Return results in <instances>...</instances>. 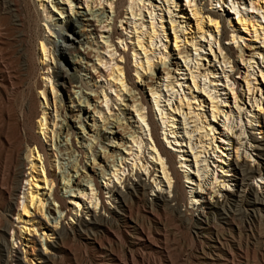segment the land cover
<instances>
[{
	"label": "bare ground",
	"instance_id": "bare-ground-1",
	"mask_svg": "<svg viewBox=\"0 0 264 264\" xmlns=\"http://www.w3.org/2000/svg\"><path fill=\"white\" fill-rule=\"evenodd\" d=\"M126 1L127 0H106V3L110 7L112 13H109L106 10V7L108 8V6L97 10L96 8L93 9L92 6L86 3L87 8L82 9L84 10V12H82L79 11L81 8H78L77 6L74 7L72 5V0H56V3L52 1V7H50V9H52V13H56V15L60 16V22H55V24H52V20L50 21V25L54 28L56 35L54 36L52 34L50 25L47 24L44 27L47 30H50L49 37L53 38L54 41L46 39L43 35L41 38L38 37L43 56V58L41 56L42 67L45 66L43 69L48 71L46 73L47 75H41V80H36L28 87V100L21 107L18 115L15 114V112H13L10 107L3 106V101L5 100V95L7 96V93L6 90L3 93L0 92V254L6 264H10V258L15 260L14 262L17 264H23L19 258V253H15L12 248H9L6 245L5 241L9 230L15 231L13 233V239H15L16 243L18 241H23V253L26 256V261L29 254L27 249H33L32 246H34L35 243L34 239H38L40 243H42L41 238H43L47 243V247L43 246L44 252L42 253L43 258L39 259L40 264H57L60 260V255L65 252L66 246L75 242L78 238H88L90 241H94L96 243V241L90 237L91 235H89L91 231H105L107 234L106 236L109 238L111 237L110 231L112 230L110 229L112 227V221L106 219V217L101 214L102 211L109 214L113 220L121 218L125 222L126 232H120L119 235L117 234L118 236H115L117 238L119 237L118 241L124 245L126 250L122 252V257L113 256V254L108 253H103L104 255L102 254L101 256H103V258H110L109 260L112 261V264H137V255L130 246L144 245L147 237L142 225L137 223L131 224L127 220V218H130L132 213L131 208L127 205L128 196L132 199H136L138 202H141V204L144 203L146 209H150L156 214L177 215L178 218L188 224L189 227L195 223L194 215L199 214L201 219L195 223L196 230L198 231V235L202 236L204 239L202 243L207 244L211 250V253L208 255L209 259L212 262L218 264H225V259L229 261L232 254L228 253L225 255V252H223L225 249L224 243L219 238L215 240L216 242H213V238L211 236L207 237L209 234L208 232H211V230L215 228L214 225H216V218L223 216L233 218L237 215H241L246 216V218H249L252 220V222H254L253 220L259 218L256 214L257 212H260L261 208L264 206V196L259 195L257 190H253V186L249 183V180L252 177L255 178L256 176L264 178V140L258 141L251 131H255V127H257L258 133L264 135V114L263 117L261 116V111L264 110V107H262L261 102L251 94V92L253 93V83L249 78H251L250 76L254 75V73L249 74L246 72L244 74L245 76L243 77V82L247 86V96H249L247 100L249 102V106L252 108L251 111L248 112L247 109L244 111V106H248L247 104H243V100L245 101V95L241 93L239 96V93L235 92V89L233 88L234 85L239 86L236 78H233L229 75L227 76L225 70L222 68V73L226 76L222 77L223 79H226V85L223 86L219 81H211V79L215 80V78H217V71H219V69L216 67V65L209 66L210 69L213 70L209 71L211 73L207 71L208 74L204 72V75L203 73L196 75V72H193L195 69L192 71V68H189V63H187L194 62L191 60V50H194L196 53H198L202 49V46L200 47L197 39H200V42L203 41V39H207V37L213 39L215 33L219 35L220 27H222V38H227V28L225 26H220L221 23L224 22L223 17L214 10H209L207 7H199V5L197 7L196 5V9L192 10V15L195 17L197 34H194L195 37L193 34L191 37H189L187 35H190L188 31H191L190 19L184 17L185 14L180 13L178 16H180L181 19H185L187 21L185 23H178L177 20H174L176 16H173V12H171L172 7H174L177 3L175 0H163L164 6L167 5L165 7L166 9L164 11L161 8V10L158 11L164 13L167 12L170 16L169 24L173 30L174 52H178V56L174 58V60L178 61V63L173 61L171 52H167L168 47L166 45L162 47L164 48V52L160 50V55L158 56L160 58H157L158 60L156 61L155 57H153L156 51L154 50V47L156 48L158 43L157 41L161 39L159 25L161 26L160 30L162 31V34L165 35L166 33L164 25L165 15H161L160 23L156 24L159 19L152 17L155 10L150 12L151 9H148L151 18V23L149 24L150 26L146 27L144 24H141L138 28L137 22L141 20H135L134 23H131L133 24V28L130 27V30L133 32L128 33L130 35L132 34V38H129L131 41L130 43H127L125 35L119 33L116 26V21L123 18V12L121 10L122 7L126 5ZM129 1L132 2L130 7L132 17L136 19L137 16H143L142 11L144 10L145 5L137 11V7L140 6V3H143V0H128V2ZM187 1L193 4L197 3V0ZM221 1L223 4H226L224 0ZM44 2L47 3L46 0H34L32 2L30 0H23V2L21 0H0V4H2L5 10L9 12L18 11L20 5H25L29 12L33 11L36 13V17L38 18L37 20L34 17L36 23L40 21L39 19H42L40 11L46 13V17L48 18L49 14H51V12H47L48 7H45ZM60 2H67L69 4L68 6L70 7V15H68L66 18H63V15H65L64 11L58 8ZM201 2L202 0H200V3ZM258 2L259 1H257L256 4H258ZM262 2V4H264V1ZM147 3H150V1L148 0ZM93 4H95V2H93ZM229 4L231 5L230 10H234L236 15L240 16V5L245 6V4L235 2L234 0H229ZM250 4L251 10H256L257 12L264 10L263 7L257 8V6H255V2L253 1H251ZM100 5L102 6L103 4L100 3ZM177 7L178 5L176 8ZM137 12L141 14L137 15ZM110 14L114 16V18L111 19L113 22H111L108 26L105 25L102 27L103 23H108L110 21ZM60 23H63V25H60ZM125 24H127V22ZM185 24L187 26H185ZM238 24L246 31H249L248 28L251 27L250 30H253L256 38L254 43H258L257 40L264 41V29L255 21H251V18L246 19L242 15V17L238 19ZM208 25L209 28L205 32V27ZM98 27L102 29H109L108 32H105L108 34V37H103V34L98 31ZM144 28L147 30H142ZM213 29L214 32H212ZM259 30H261L263 34H260ZM39 33L40 32H38V34ZM179 33H181L180 36ZM245 33L246 32L244 31V34ZM97 34H99L100 39H102V42L100 43L106 45V52L110 55L109 61H107L105 55L102 56L103 54L94 52L92 49V46H96L94 42H97ZM68 35H72L74 39H71ZM56 37L62 39L63 44L70 42L67 55H69L72 61H74L73 63L75 65L79 66L76 67L74 75H71L68 69H66V67L59 61L56 60L57 63L55 65V59L52 56L53 51L49 47L51 46L54 47L55 50L57 49L58 43L56 42ZM114 39L118 40V43L116 44H122L123 47L120 49L117 48ZM243 39V37L238 38L236 35H234V33L230 37V40L232 41L231 43H238L240 45L236 51L238 53L241 51L240 55L242 62L246 66L249 64V69L250 67L252 68V63H255L251 60L254 58V55L251 56L253 58H251L249 61L245 60L244 53H242L243 46L241 44ZM166 40L168 43L169 39L167 38ZM162 42L164 41L161 40L160 44ZM154 43H156L155 46ZM216 43L218 44V40H215V44ZM73 44H78L81 46V48L77 49L76 47L72 46ZM128 44L132 45V47H129ZM186 46L190 47V51H184V49L180 50L182 47L185 48ZM112 47L114 48V51L108 52V49ZM223 47L224 48L222 49L219 48L220 53L223 54L222 51L225 50L229 56L232 57L233 48H226L225 45H223ZM213 49L214 48L211 45L210 52L214 53V58L218 61L216 63L221 64L222 62L224 66L225 64L230 63V57L225 55V57H222L221 59V57H219L220 54L217 55ZM253 49L254 51H257L255 54H257L259 57H262L264 47H255ZM130 51L133 53L132 57L129 56ZM161 51L163 52L162 54ZM92 52L98 54L97 60L94 59V65L89 64L90 60L92 61L93 59L90 55ZM116 54H119L117 59L114 58ZM198 57H202V61L204 62H209L208 59H205L202 56L201 52L199 53ZM131 59H134V63L136 64L135 66H131ZM180 59L185 60V64L187 65L186 71L188 72V75L186 74L183 76H189L190 79L187 77L188 79L186 80L193 84L192 86L188 85L187 87L191 97L188 99V97L184 95V97L178 98L175 104L172 103V106L167 105L170 107V109L167 110L166 108L165 110L166 106H162L164 109L159 106L161 104L160 102L162 97L161 81H164L163 76L168 81L171 79L173 81L171 73L181 75L178 72L180 69H177L175 72H173L171 68L172 65L176 66V68H179ZM262 60L264 61V58ZM48 61H50V64L45 63ZM96 61L99 64H96ZM114 62L115 64L111 66V63ZM196 62H198L195 64L196 67L198 66V70H201L203 65L199 64L197 57ZM30 65L33 72L39 69V64H37L35 61H32ZM51 65L54 66V75L60 81L65 92L69 93L73 88L78 90L77 92H71L73 96L69 97V102L71 105L68 108L64 104V97L60 95L59 92L54 88L55 84L52 82V76L50 75ZM100 65H103L106 69L107 66H110V69L108 67L110 74L105 75V72H101ZM209 65H211L210 62ZM90 67H94L93 70H91ZM160 67L163 69L162 78L155 74V72ZM231 68L233 69L234 67ZM132 72H135L136 74L134 76V79L136 78L138 80L136 83L134 82ZM259 72L261 74L260 78H264V73L262 71ZM200 77L210 80V88L217 90L218 86H222L224 87V92H229L226 95L233 96L235 106L237 107L236 110H238V120L235 116H233L232 111L226 112L223 109L228 107L227 101L223 102L220 100V96L214 97L211 95V90L205 89V85H207V83L204 85V88L201 89L199 82ZM148 78L158 81L154 82V85L152 84V86H148L146 81H144ZM102 79L105 80L104 82L108 83L107 85L110 90L113 91L114 89V103L113 100L109 98L106 88L103 86L104 82ZM228 79L232 80L234 84L229 85ZM172 81L168 82L165 88H171V90L169 89L170 91H175L174 89L176 86L173 87L175 84L172 83ZM42 82L45 83L46 86L49 84L50 88L52 89V93L54 94L53 106L55 115L54 121H52V127H54V129H58L59 131H53V129L51 130L48 127L49 112L47 110L49 108V103L46 98V88H42ZM90 82H92L93 85H91ZM176 82L178 84L180 83L179 80ZM138 85H141L142 87H149L146 89H148L152 97H154V101L162 117L161 120L164 121L166 128L169 129L168 135H165L164 137L165 141L170 145V147L177 145L176 147L180 148L178 153L184 154L181 155V168L188 169L186 167L187 162L192 163L191 160L187 159L186 155H188V157L191 155L195 158V167H197L196 173L199 177L198 183L196 180L195 184V176L194 179L191 178V171L187 170L185 172L187 184L195 186L194 189L196 191L194 194L197 195L196 197H193L194 199L192 201V208H187V206H185L186 191L184 182L182 181L184 177L181 176V173L175 167L176 156H174L173 152H171H175V150L169 151V149H167L163 142L159 139L158 125L155 122L153 115L154 111L151 109L149 100H147L143 89H140ZM180 87H183L182 84H180ZM239 87H242V85ZM91 88H94V90L101 89V92L96 94V92ZM84 89L90 90L91 93H86ZM36 91L40 94L42 100H44V104L41 102L39 94L37 96ZM199 92L200 99L198 97L194 98L195 93ZM251 95L253 97H251ZM100 96H103L105 102H102L106 104L108 111H112V109L117 111V114L113 116V119L111 117L103 118L104 128L97 126L95 124V120H92L94 125H90L87 122V119L90 120L91 118H85V112H88V114L90 112L94 113V117L97 116L96 114L101 115L103 112V107L100 109V111H96L95 109L96 107L101 106L100 104L102 102L99 101ZM138 96H140V98ZM90 97H98V100H96V104H98V106L93 108L91 107V104L88 101V98ZM74 100L77 102L76 105ZM120 100L122 102L129 101L131 104L126 105L121 103L120 107L124 108V110L121 108L115 109L116 106L114 107V105H116V102H119ZM205 100L210 102L212 105V109L210 111L212 120L209 121L210 124L209 122L207 124L209 116L207 117V114L203 115L201 113L204 112L203 107ZM220 103H224V106H222ZM192 105H196L198 110L194 109ZM41 108L42 112L40 111ZM254 108L259 110L255 111ZM67 110L73 115L69 116ZM185 110H188V112ZM165 111H167V113H165ZM124 112L125 115L131 116L133 113L137 114L139 121H142L143 124L145 123L150 130L148 142H150L151 147V152L149 155V157H151V163L148 160L149 157L147 158L145 155L143 157L146 148L144 149L142 138L134 135L136 132L130 131V133H127L124 136L120 133L123 124H126L127 126L133 125L130 121L131 119H126L125 116H123ZM75 113L77 114L75 115ZM243 114L248 118V125L244 124V127L242 124V122H244L242 117ZM180 116L183 120L182 123L179 121ZM232 117L233 119L237 120L236 123L235 120L232 121ZM35 118L38 119V122L36 121L37 124H35ZM249 118H252L253 120H249ZM203 119H205V122H203ZM69 121H72L76 124V129L80 131L82 140L87 144H83L82 142L75 144L72 142V138L78 134L75 133V126L69 125ZM139 121H136V123L139 124ZM221 121L225 136L217 132V126L219 127L218 123H221ZM203 123L206 125H203ZM191 124H194L192 128L190 127ZM239 125L241 128L236 132L235 129L239 127ZM86 126L90 128L92 127L94 129V131L92 130L94 135H90L86 131ZM35 127H37V130H39L38 134H36L37 132H34ZM114 128H117L118 131H113ZM139 130L144 131L143 125H141ZM182 131L184 132V135L181 133ZM49 134H52L51 138L49 137ZM216 134L222 135L221 138H227L223 139L226 141L220 142L222 145L227 146L225 149L224 147L217 145L218 142L216 141ZM40 137L44 138V140L47 142L52 140L55 141L56 143H53V145L58 149L60 148V150L61 147L69 150V153L74 159V162H72L73 164L71 166L68 164L67 167L60 166L59 168V174L62 176V180L64 181L62 188L55 171L53 173V166L48 164V153L45 145L41 142ZM195 137H199V139L194 140ZM210 137L211 139L208 140ZM115 138H119L121 141H123L122 144L116 143L113 140ZM171 139L174 140L175 144L171 142ZM244 140L255 144L254 151L258 152L257 157L260 164L256 168H252L247 163V160L245 161V158L243 159L240 154L241 148H244L242 152L247 150L244 147ZM22 141L23 144H21ZM208 141H210V143ZM127 143L134 144L135 146H129ZM147 146L149 147V145H146L145 147ZM231 146H233L232 151L235 150L237 157L236 161H234L235 163L232 162L228 164L226 163V159L230 158V154H226V151H231ZM133 147L137 148L136 151L133 150ZM228 147L229 149L227 150ZM84 149L88 151V154L85 153ZM187 149L189 151H187ZM55 150L56 149L53 151ZM210 152L212 154H220L219 160L216 161V164H220L217 168L221 169L222 177L219 176L218 178H213L215 177V171L213 170V167L215 168V166H211V163L209 160H207L208 156L209 159L212 158ZM100 154L104 156V158L111 159V162L120 163L119 165L124 168L121 167V169L114 171L112 170V174L108 175L106 171L99 169L100 165L97 163L96 159L100 156ZM203 155L205 157H203ZM23 156L26 158V163L25 160H23ZM129 156L134 158L131 165L132 169L131 173L126 176V178H124L125 167L128 168V165H130L128 163ZM241 157L242 162L239 163V159ZM85 160L88 161L86 162ZM88 162L92 163L91 166L94 167L92 175L87 173L88 167H90ZM201 163L205 165H201ZM149 164L152 167L149 168ZM26 165H31V173L25 179L24 167ZM224 166H226L227 169H224ZM158 167L161 168L162 178L157 177V174H160V172L157 171ZM203 167H206V171L204 175H201L200 171ZM94 169L101 170L102 173H104L102 177L103 180L106 181V184H104V186L106 185V194L110 196V198L114 199V201H119L118 209L120 211V215L111 211V206L113 203L104 202V189L103 186L99 184L97 179L98 175ZM217 172L219 173V171ZM144 175L153 180L152 185L155 184L156 188H160V190H158V195H156L154 202L151 204L149 203V200H147V190L149 189V185L147 184L146 180L142 179V176ZM106 176H110V179H107ZM154 176L156 177L154 178ZM203 177L204 179L201 180ZM133 178H135V180L134 183L131 184ZM225 178H231V180L226 181ZM113 179H115L116 182H114ZM22 180H25L26 184H28V186L24 187H29V189H27V192L22 193L23 199L20 200L19 194L20 191L23 190ZM230 182L236 183V192L229 189L228 186ZM110 183H112L114 186L112 187ZM163 184L164 188L168 186L170 194L172 195V202L176 203L177 208H172L169 197H167V195L164 196L162 193ZM120 185L125 186L128 195L123 194V192L119 189ZM130 185H132V187ZM87 189L90 190V195L86 191ZM62 190L64 191V195L60 194V191ZM204 194L210 196L217 195L216 197H218V195H222L224 200L222 202L217 200L215 203L211 202V200L205 201L202 196ZM97 197H99V199H97ZM84 198L88 201L90 200V203H87ZM110 198L108 199L109 202H113ZM18 201H21V203L18 204ZM94 201L95 203H93ZM54 203L58 204L57 209L53 208L55 206ZM20 207L21 209L18 211L17 219L20 221L19 224L23 225L17 231L14 229L15 227L13 226V223L9 221V219L10 216H13L17 211V208ZM183 207L187 208V212L191 213L190 215L192 217H189L188 214L185 215L181 212V208ZM97 209L100 210L99 215L96 211ZM82 214L90 216L91 221L89 223L81 221L79 218L82 216ZM39 219L43 220L44 224L41 221H38ZM66 219H69L70 223H72L70 229L72 230L71 234L69 233L65 224ZM74 226H78L80 229H75ZM47 232H49V234H47ZM128 237H131L134 240L129 241ZM52 239L56 240V242L54 241V244L51 241ZM28 262L29 264H35L34 258L29 259Z\"/></svg>",
	"mask_w": 264,
	"mask_h": 264
},
{
	"label": "rangeland",
	"instance_id": "rangeland-1",
	"mask_svg": "<svg viewBox=\"0 0 264 264\" xmlns=\"http://www.w3.org/2000/svg\"><path fill=\"white\" fill-rule=\"evenodd\" d=\"M23 2V0H21ZM31 2L34 0H30ZM36 1V0H35ZM55 2L56 0H46L47 3L44 2L45 7H48L47 12H51V14H49V18L46 17V13H44L43 11H40L41 15H42V19H39L40 21H38L36 23L35 18L38 20V18L36 17V13H34L33 11H30L25 7V5H20L18 11H14V12H9L6 11L5 8L3 7L2 4H0V92L3 93L6 90L7 96L5 95V100L3 101V106L6 107H10V109H12L13 112H15V114H19V111L21 109V107L27 102L28 100V87L35 82L36 80H41L43 75H47L46 73L48 72L45 68L42 67V52H41V48H40V44H39V38H41V36L43 35L46 39H49L51 41H54L53 38H50V30H47L44 26L45 25H50V21L52 20V24H55V22H60V16L56 15V13H52V9H50V7H52V3L51 2ZM148 0H143V3H140V6L137 7V11L142 8L145 5L144 10L142 11L143 16L139 17L137 16L136 19H134V17H132L131 14V1L128 2V0L125 2V6L122 7V12H123V18L121 20H117L116 21V26L118 29V32L121 34L125 35V39L127 41V43H130L131 40H129V38H132V34H128V33H132L133 31L130 30V27L133 28V24L135 20L140 19L141 21L137 22V27L139 28V26L141 24H144L146 27L150 26L149 24L151 23V18L149 15V11L148 9H151V11L155 10V12L153 13V18H157L159 19L156 24L160 23V16L161 15H165L164 17V25H165V35L162 34V31L160 30L161 26L159 25V33L161 36V39H159L156 43H154V46L156 45V48L154 47L155 51V55H153V57H155V60L157 61V58L160 54V50H164V48H162L164 45H166L168 47L167 52L170 53L171 52V56L173 58V61H175V63L178 61L174 60V58H176L178 56V52H174V43H173V30L169 24L170 19H169V14L167 12H160L158 10H161V8L165 11V7L167 5L164 6L163 4V0H149L150 3H147ZM220 1V2H219ZM226 2V4H223L221 0H202V2L200 3V0H197L196 4L193 3H189L187 0H175V2L177 3L174 7H172L171 12H173V16H176L174 20H177L178 23H185L187 20L185 19H181L180 16H178V14L183 13L185 14L184 17H187L190 19L191 22V31H188V33L190 35H187L189 37H191V35L193 34H197V26H196V22H195V17L192 15V10L196 9V5L198 7H207V9L209 10H214L215 12L219 13V15H221L223 17V23H221L220 26H225L227 28V38H222V27H220V33L218 34H214V38H210L207 37V39H203V41L200 42V39H197V42H199L200 47L202 46L201 49V53L202 56L205 59H208V61L211 63V65H209V62H204L202 61V57H198L199 53H196L194 50L190 51V47H182L180 50L184 49V51H190V54L192 55L191 60H193L194 62H187L189 63V68H192L193 72H196V75L202 74L204 75V72L207 73V71L209 72L210 70L213 71L212 69H210L209 66H214L216 65V67L219 69V71H217V78L211 79V81H219L221 83V85H226V79H223L222 77H226L225 74L222 73V70L224 69L226 72V75L228 76H232L233 78L237 79V82L239 83V86L242 85V87L239 86H235L234 85V89L235 92L239 93V96L241 93H243L245 95V101L243 100V104H247L248 106H244L245 110L247 109V111H251V107L249 106V102H248V97L247 96V86L244 84V80L243 77L245 76L244 74L247 72L249 74L254 73V75H251L249 78L251 80L252 84V90L253 93L251 92L252 95H254V97H256L262 104V107H264V78H260L261 74L259 71H262L264 73V61L262 60L264 58V52L262 53V57H259L257 54V51L253 48L255 47H264V41L263 40H257L258 43H254L255 35L253 33V30H250L251 27L248 28L249 31H246L242 26H240L238 24V19L242 17H245L246 19H250L251 21H255L256 23H258L259 25H261V27L264 29V10L262 11H256V10H251V4L250 2L253 1L255 2V4L258 2V4H256L255 6H257V8L259 7H263L264 8V4H262L264 0H234L235 2L241 3V4H245V6L240 5L241 8V14L236 15L234 10H230V4H229V0H224ZM93 2H95V4H93ZM64 3V4H63ZM89 4L90 6L93 7V9H100V8H105L107 5L106 0H72V5L74 7H78L81 8V10L84 12V10L82 9H86L87 8V4ZM97 3V4H96ZM103 4L102 6L100 5ZM142 4V5H141ZM38 5V4H37ZM69 4L67 2H60V5L58 6L59 9H62L64 11L63 18H66L68 15H70V7L68 6ZM178 5V7L176 8V6ZM155 6V7H154ZM161 6V7H160ZM238 8V7H237ZM106 10L109 13H112V11L110 10V7L108 6V8L106 7ZM176 11V12H175ZM33 14H32V13ZM136 12V9H135ZM141 13L137 12V15H140ZM155 14V15H154ZM35 17V18H34ZM110 21L107 23H103L101 26L104 27L105 25H109L111 22V19L114 18V16H112V14H110ZM255 17V18H254ZM180 18V19H179ZM143 19V20H142ZM64 21V20H63ZM36 24H35V23ZM47 22V23H46ZM123 22V23H121ZM127 22V24H125ZM40 24V25H39ZM38 27H37V26ZM60 25H63V23H60ZM210 25V24H209ZM209 25L207 27H205V32L208 30ZM41 26V27H40ZM51 26V25H50ZM185 26H187L185 24ZM38 28V29H37ZM52 30V34L55 36L56 32L54 30V28L51 26L50 27ZM212 28V27H211ZM98 31H100L103 35V37H108V34H106L105 32H108L109 29H102L100 27L97 28ZM127 29V30H126ZM42 30V32H41ZM127 32H126V31ZM144 31H146L147 29L144 28L142 29ZM161 31V32H160ZM244 31L247 33L244 34ZM260 31V34H263ZM38 32H40L38 34ZM214 32V29L213 31ZM251 32V33H250ZM264 32V31H263ZM99 33V32H98ZM234 33V35H236L238 38L239 37H243L244 39L242 40V53H244V58L245 60H250L251 59L253 62L252 63V68L249 67V64L246 66L241 59V51H239V53L236 51L238 49V47L240 46L238 43H231L232 41L230 40L231 35ZM38 34V35H36ZM100 34V33H99ZM97 34L98 38H97V42H94L96 46H92V49L94 50V52H98L103 54L102 56H106L107 61H109L110 55L106 52V45L101 44L100 42H102V39H100V35ZM181 33H179L180 36ZM127 35V36H126ZM71 39H74L72 35H68ZM165 36V37H164ZM37 37V38H36ZM39 37V38H38ZM96 37V36H95ZM169 39L168 43L166 42L167 38ZM195 37V35H194ZM198 37V36H197ZM229 37V38H228ZM57 40L56 42L58 43L57 45V49L55 50L54 47H49L51 48V50L53 51V58L55 59V65H56V60L59 61L60 63H62L66 69H68L69 73L71 75L75 74V69L76 67H79L78 65H75L72 61V59L69 57L68 54V49L70 47V42H66V43H62V39L56 37ZM38 39V40H37ZM228 39V40H227ZM163 40L164 42H162L160 44V41ZM215 40H218V44H215ZM104 41V40H103ZM115 44L118 43L117 39H114ZM126 44V43H125ZM129 47H132V45L128 44ZM212 45V47L214 48L213 51L215 53L220 54L219 57H225V55H227L228 57L229 54L227 53V51H222L223 54L220 53L219 48H224L223 45H225L226 48L232 49L233 55L232 57H230V63L229 64H225V66L223 65V63L221 62V64H218L216 62H218L217 60H215L214 58V53L210 52V46ZM72 46L78 48H81L80 45L78 44H73ZM117 48H122L123 45L122 44H116ZM116 49V48H115ZM51 51V52H52ZM113 52L114 48H109L108 52ZM161 51V54L164 52ZM90 53L91 57L93 58L92 61L90 60L89 64L90 65H94V59L97 60V53ZM132 51L129 52V56L132 57ZM142 54V53H141ZM211 55V56H210ZM252 55H254L253 57H251ZM42 56V58H41ZM119 54L115 55L114 58H118ZM144 57V55H143ZM196 57L199 60V64L203 65L201 70H198V66L196 67L195 64H197L198 62H196ZM41 58V59H40ZM141 58V57H139ZM35 61L37 64H39V69L37 71L31 70V62ZM119 61V60H118ZM131 66H135L136 64L134 63V59H131ZM172 61V59H171ZM221 61V60H220ZM116 62V61H115ZM114 63H111V66H113ZM145 62V60H144ZM180 65L179 68H176V66L172 65V70L173 72H175L177 69H180V71H178L181 75H176L174 73H171V76L173 78L171 80H167L164 76H163V82L161 81V104L159 106H166L165 110L167 108L170 109V107H168L167 105H171L172 103L175 104V102L178 100V98L180 97H184L187 96L188 99H190L191 95L189 93V91L187 90L188 85H193L190 81H187L186 79H188L187 77L189 76H183V75H188V72L186 71L187 69V65L185 64V60L180 59L179 60ZM30 63V64H29ZM41 63V66H40ZM46 64H50V61L45 62ZM96 64H99L96 61ZM205 66V67H204ZM98 67V66H97ZM101 67V72L103 71V73L105 72V75L110 74L109 69L111 68L110 66H107V69L103 66L100 65ZM100 67H99V71H100ZM231 67H234L233 69ZM91 70H93L94 67H90ZM223 68V69H222ZM232 69V70H231ZM206 70V71H205ZM54 71L55 68L54 66L51 65L50 68V75L52 76V82L55 84L54 88L56 89V91L59 92L60 95H62L64 97V104L67 106V108L71 105V103L69 102L70 100V96H73V94L71 92H77L78 90L75 88L71 89L69 93L65 92L64 89L61 86L60 81L58 80V78H56V76L54 75ZM239 71V72H238ZM109 72V73H108ZM162 73H163V69L160 67L155 74L159 77L162 78ZM211 73V72H209ZM216 73V72H215ZM228 73V74H227ZM208 74V73H207ZM42 75V76H41ZM133 75V79L134 76L136 75L135 72H132ZM222 78V79H220ZM9 79V80H8ZM11 79V80H10ZM181 79V80H180ZM190 79V77H189ZM103 80V79H102ZM179 80V84L176 82ZM221 80V81H220ZM59 81V82H58ZM99 81V80H98ZM105 80H103L104 82ZM146 81L148 86H152V84L154 85V82L158 81L155 79H147L144 80ZM174 83L176 86V88L174 89L175 91H170L171 88L166 89L165 86L168 84V82ZM89 82V81H88ZM134 82H138V80L135 78ZM160 82V81H159ZM189 82V83H188ZM200 82V86L201 89L204 88V85L207 83V85H205V89L206 90H211L212 94L214 97L215 96H220V100L227 101V105L228 107L223 108L226 112H233V116H235L238 120V110L237 107L235 106V101L232 95H226L229 92L225 91L224 92V87L222 86H218L217 90H214V88H210L209 82L210 80L205 79L204 77H200L199 79ZM91 85H93L92 82H90ZM228 83L229 85H233L234 82H232V80L228 79ZM107 82H104L103 86L106 88V92L109 95V98H111L113 100V103L115 101V93H114V89L113 91L109 89ZM180 84H182L183 87H180ZM13 85V86H12ZM45 85V86H44ZM100 86V85H99ZM91 87V86H90ZM138 87L140 89H143V92L145 94V96L147 97V100H149L150 103V107L151 109H153L154 113V120L158 125V136L159 139L163 142V144L165 145V147L167 149L170 150H175L171 151L173 152L175 157V167L177 168V170H179V172L181 173V176H183L184 178L182 179V181L184 182V187H185V191H186V198H185V206H187V208H192V201H193V197H196L197 195L194 194V192L196 191L194 188L195 186L189 185L187 184L186 181V171L189 170L191 171V178L194 179L195 176V184H196V180L197 183L199 181V177L197 176V167L195 164V158L193 156H187V159L191 160L192 163L187 162L186 167L188 169H182L181 168V164H180V160H181V155L179 154V150L180 148H177V145H173V147H170V145L165 141V135H168V130L166 128V125L164 124V121L161 120V115L160 112L158 111V107L154 101V97H152L151 93L148 91L149 87H142L141 85H138ZM209 87V88H208ZM42 88H46V98L48 100L49 103V108H48V127L49 129H53V131H59L58 129H54V127H52L53 122L54 121V106H53V102H54V94L52 93V89L50 88V85L43 83L42 82ZM93 91L96 92V94H98V92H101V89L98 90H94V88H91ZM170 89V90H169ZM84 91L86 93H91L90 90L88 89H84ZM170 91V92H168ZM245 91V92H244ZM175 93V94H174ZM36 94L38 96V92L36 91ZM111 94V96H110ZM223 94V95H221ZM113 95V96H112ZM251 95V97H253ZM140 98V96H138ZM198 97L200 99V92L199 93H195L194 98ZM39 98H41V102L44 104V100H42V97L39 94ZM205 98V97H204ZM203 98V101H204ZM128 99V98H127ZM206 99V98H205ZM96 100H98V97H94V98H88L89 103L91 104V107H95L98 106V104H96ZM202 100V97H201ZM200 100V101H201ZM99 101H104L103 96H100V100ZM169 101V102H168ZM164 102V103H163ZM199 102V101H198ZM75 105L77 104V102L74 100ZM124 103V104H128L130 105L131 103L129 101L126 102H122L121 100L119 102H116V105H114L115 109H123L122 107H120V104ZM112 104V103H109ZM200 104V102H199ZM222 106H224V103H220ZM101 106L96 107V111H100V109L103 107V112L101 113V115L96 114L97 116L94 117V113H89L85 112V118L86 117H90L91 119H87V122L90 125H94L92 120H95V124L97 126H99L100 128H104L103 126V122H104V117H111L113 119V116L115 114H117V111L112 109V111H108V108H106V104L105 103H101ZM194 109L198 110V107L196 105H192ZM211 103L208 102L207 100H205L204 103V112H201L203 115L207 114V117L209 118V120L207 121V124L210 120H212L211 117ZM164 109V107L162 108ZM249 109V110H248ZM255 109V108H254ZM253 109V110H254ZM259 109H255V111H258ZM40 111L42 112V108L40 109ZM188 112V110H185ZM17 112V113H16ZM68 115L72 116L73 114L70 113V111H68ZM165 113H167V111H165ZM262 113V117L264 114V110L261 111ZM77 113H75L76 115ZM200 114V113H199ZM42 115V114H41ZM123 116H125V118L127 119H131L130 121L132 122V126L131 125H126L123 124L122 125V129L120 130V133L124 136L127 133H130V131L132 132H136V134H134L135 136H139L142 138L143 140V146L144 149L146 148L144 155L147 156V158L150 155L151 152V147H150V142H148L149 137H150V130L148 129V127L146 126V124L142 121H139V118L137 117V114L133 113L132 116L131 115H125V112L123 114ZM250 116V115H249ZM134 117V118H132ZM243 127L244 124L248 125V118L246 115L243 114ZM35 124H37L38 119L35 118ZM125 119V120H126ZM178 119V118H177ZM124 120V121H125ZM205 122V119H203ZM235 120L236 123V119H233L232 117V121ZM249 120H253L252 118H249ZM37 121V122H36ZM136 121H139L140 123L137 124ZM178 121V120H177ZM179 121H181L182 123V117L180 116ZM57 123V122H56ZM210 124V122H209ZM69 125H73L75 126V133H77L78 135L74 136L72 138V142L75 144H78L80 142H82L83 144H87L85 141L82 140V135H80V131H78V129H76V124L72 121H69ZM141 125H143V129L139 130V128L141 127ZM194 124H191V128ZM203 125H206L205 123H203ZM219 127L217 126V132H219V134H225L224 133V129H223V125H222V121L221 123H218ZM124 126V127H123ZM128 127V128H127ZM147 127V128H146ZM132 128V129H130ZM240 125L239 127H237L235 129V131L237 132L238 130H240ZM255 131L254 130H249L251 131L252 134H254V136L257 138L258 141H263L264 140V135L258 133L257 131V127H255ZM130 129V130H129ZM167 129V131H166ZM94 129L91 127L86 126V131L90 134V135H94L93 131ZM149 130V131H148ZM190 130V129H189ZM113 131H118L117 128H114ZM221 131V132H220ZM234 131V132H235ZM34 132L36 134L39 133V130H37V127H35ZM98 133V132H97ZM181 133L184 132L182 131ZM239 134V133H238ZM119 135V134H118ZM197 135V134H195ZM225 136V135H224ZM49 137H52V134H49ZM222 135H217L216 134V141L218 142V146L224 147V149L227 146L222 145V143H220L221 141H226L223 139H227L225 138H221ZM41 142L45 145L47 153H48V161H49V165L53 166L52 170L53 173L55 171L56 176L58 178V181L60 182L61 188L64 185V181L62 180V176L59 174V168L61 167H67L68 164L71 166L74 162V159L72 157V155L69 153V150L65 149L64 147L60 148H56L53 143H56L55 141H46L44 140V138L40 137ZM199 139V137H195L194 140ZM211 137L208 139L210 140ZM116 143L118 144H122L123 141H121L119 138H115L113 139ZM128 142V141H127ZM171 142L174 143V140L171 139ZM210 143V141H208ZM244 143V147L245 150L244 152H242L244 150V148L240 149V154L243 157V159L245 158V161L247 160V163L252 167V168H256L258 167L259 164V160L257 157L258 152L254 151V145L253 143L247 142L246 140L243 141ZM247 143V144H246ZM23 144V141L22 143ZM129 146H135L134 144L131 143H127ZM196 144V142H195ZM146 145H149V147H145ZM137 147V145H136ZM233 146L230 147L231 151H226V154H230V158L226 159V163L230 164V163H235L234 161H236V154H235V150L232 151ZM173 148V149H170ZM54 149H56L55 151H53ZM137 148L133 147V150L136 151ZM229 149V147L227 148V150ZM58 150V151H57ZM85 153L88 154V151H86V149H84ZM186 151V150H185ZM187 151H189L187 149ZM132 153V152H130ZM211 153V152H210ZM247 153V154H246ZM56 156V157H55ZM125 156V155H124ZM126 157V156H125ZM203 157H205L203 155ZM211 159H208L209 162L211 163V166H215V168L213 167V170L215 171V177L213 178H218L219 176L222 177V171L221 169H218V165L220 164H216V161L219 160L220 154H212L211 153ZM242 157L239 159V163L242 162ZM151 157L148 158L149 162L151 163L152 161H150ZM23 160H25L26 163V158L25 156H23ZM111 159L108 158H104V156H102L100 154V156L96 159L97 163L100 165L99 169H102L104 171H106V173L112 174V170H118L121 169L122 166H120V163L117 162H111ZM132 160H134L133 157L129 156L128 158V163L130 165H128V168L125 167V172H124V178H126V176H128L131 173V165H132ZM233 160V161H232ZM86 161V160H85ZM88 161V160H87ZM86 161V162H87ZM215 162V163H214ZM90 164V167H88L87 173H89V175L93 174V166L92 163L88 162ZM216 164V165H215ZM201 165H205L202 164ZM149 168L152 167L148 166ZM124 168V167H122ZM224 169H227L226 166L223 167ZM31 165H26L24 167L25 170V179L30 175L31 171ZM204 171H203V170ZM200 173L201 175H204L205 173V169L206 167L202 168ZM217 169V170H216ZM153 170V169H152ZM212 170V169H211ZM61 171V170H60ZM98 179V182L101 186H103L104 189V194L103 196L104 198V202L105 203H113L111 206V211L112 212H116L118 215H120V211L118 209L119 206V201L110 198V196H108L106 193V185L104 186V184H106V181L103 180V175L104 173H102L101 170H95ZM157 171L160 172V174H157V177H161L162 178V171L161 168L158 167ZM219 171V173L217 172ZM221 172V173H220ZM123 175V173H122ZM133 177V176H132ZM156 176H154L155 178ZM257 177V178H256ZM255 178L252 177L249 180V183L253 186V190L255 189V191L257 190V192L259 193V195L264 196V178L263 177H259L256 176ZM107 179H110V176H106ZM143 180H146L148 186V190H147V200H149V203H153L156 195H158V190H160V188H156V185H152L153 180L149 179V177L147 176H142ZM204 177L201 179L203 180ZM210 179V178H209ZM76 180V179H75ZM114 182L115 179H113ZM135 178H133V181L131 182L134 183ZM226 181H230L231 178H225ZM222 181V180H219ZM224 181V180H223ZM112 182V180H111ZM214 183V180H213ZM22 189L20 191L19 194V198L20 200L23 199V195L22 193L27 192V189H29V187H24V186H28V184H26L25 180H22ZM110 185L113 187L114 185L112 183H110ZM132 187V185H130ZM153 186V189H152ZM162 193L164 194V196L167 195V197H169V201L171 203L172 208H177L176 203L172 202V195L170 194V190L168 189V186L164 188V184L162 185ZM229 189L233 190L234 192H236V183L230 182L229 183ZM167 188V189H166ZM119 189L123 192V194L128 195L127 189H125V186H119ZM89 195H90V190H86ZM198 191V190H197ZM61 195H64V191H60ZM203 198L206 200H211V202L215 203L217 200H220L221 202L224 200V198L222 197V195H218V197H216L217 195H202ZM112 199L113 202H109L108 199ZM217 198V199H216ZM97 199H99V197H97ZM84 200L87 203H90V200L88 201L87 199L84 198ZM111 201V200H110ZM21 203V201H18V204ZM95 203V201L93 202ZM55 206L53 207L54 209H57L58 204L54 203ZM127 205L131 208L132 213L130 218H127L129 223H137L143 226L145 234L147 239L145 240V244L141 245V246H130L134 252L137 255V264H218V263H214L209 259V253H211V250L209 249V247L207 246V244L202 243L203 242V238L202 236L198 235V231L196 230V224L198 220L201 219V217L199 216V214H195L194 215V224L189 227L188 224H186L184 221H182L180 218H178L177 215H166V214H156L153 211H151L150 209H146L145 208V204L141 202H138L136 199H132L128 196V203ZM90 206V205H89ZM92 206V205H91ZM182 207V206H181ZM145 208V209H144ZM187 208L183 207L181 208V212L185 215H189V217H192L190 214L187 212ZM20 208H17V211L14 213L13 216H10L9 221L11 223H13V226L15 227V230H19L21 228V226L23 224H19L20 221H18L17 219V214L18 211H20ZM98 215L100 210L97 209L96 210ZM101 214H103V216L106 217V219H108L109 221H112V227L110 230V234L111 237H107L105 231H99V232H95V231H91L89 233V235H91L90 237L92 239H94L96 241V243L94 241H90V239L88 238H78L75 242L70 243L68 246H66V250L63 254H61L60 256V260L58 261L57 264H112V261L109 260L110 258H103V256H101L103 253H108V254H113V256H120L122 257V252H124L126 250V248L124 247V245L118 241L119 237L117 238L116 236L119 235L120 232H126V224L125 222L120 218V219H112L110 217L109 214L105 213V212H101ZM227 214V213H226ZM228 215V214H227ZM259 218H257L256 220H253L254 222H252V220H250L249 218H246V216H241V215H237L235 217H231L228 218L226 216L223 217H218L216 218V225H214L215 228H213V230H211V232H208L209 234L207 235V237H212L213 238V242H216L215 240H217V238H219L223 243H224V251L225 255H227L228 253L232 254L230 260H226L225 259V264H264V206L261 208L260 212H257L256 214ZM121 217V216H120ZM26 219V218H25ZM81 221L85 222V223H89L91 221L90 216H86L85 214H82V216H80L79 218ZM41 221L44 224L43 220H38ZM65 224L67 226V229L69 231V233L71 234L72 230L71 229V224L69 219L65 220ZM222 226H221V225ZM75 229L79 228L78 226H74ZM224 227V228H223ZM80 229V228H79ZM82 231H84L83 229H81ZM115 231V232H113ZM15 231H8V235L6 237V245L9 248H12L13 251L16 253H19V258L21 259V263L23 264H29L28 260L34 258V263L35 264H40V260L42 257V253L43 251V246L47 247V243L45 241V239H42V243H40V241L38 239H34L35 243L33 249H27L29 251L28 254V259L26 261L25 259V255L23 253V249L24 246H22L23 241H18L17 243L15 242V239H13V233ZM113 232V233H112ZM47 234H49V232H47ZM118 234V235H117ZM41 235V234H39ZM105 235V236H104ZM116 235V236H115ZM155 238V239H154ZM211 238V239H212ZM32 239V238H31ZM101 239V240H100ZM129 241L134 240L131 237H128ZM207 240V239H205ZM53 242V244L56 242V240H51ZM55 241V242H54ZM148 241V242H147ZM43 244V245H42ZM122 244V245H121ZM19 247V248H18ZM22 249V250H21ZM33 253V256H32ZM103 254V255H104ZM15 260H13L12 258H10L9 263L10 264H17L14 262ZM228 261V262H227ZM27 262V263H26ZM42 263V261H41ZM0 264H6L3 260V258L1 257L0 254ZM221 264V263H220Z\"/></svg>",
	"mask_w": 264,
	"mask_h": 264
}]
</instances>
